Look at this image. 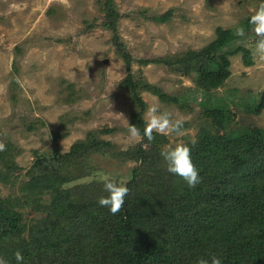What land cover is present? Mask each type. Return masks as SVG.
Returning a JSON list of instances; mask_svg holds the SVG:
<instances>
[{
    "label": "rangeland",
    "instance_id": "rangeland-1",
    "mask_svg": "<svg viewBox=\"0 0 264 264\" xmlns=\"http://www.w3.org/2000/svg\"><path fill=\"white\" fill-rule=\"evenodd\" d=\"M260 2L112 0L122 15L115 22L116 33L132 57L129 71L144 101L141 118L145 122L148 106L158 103L161 110L184 121L183 135L165 136L162 149L192 141L200 127L211 124L203 110L206 101L225 106L231 129L264 128V108L259 114L252 110L264 91V61L253 51L252 26L244 28ZM104 5L105 0H0V143L12 146L18 165L14 184L0 183L1 197L21 195L37 154L50 155L54 149L65 153L92 133L110 144V152L83 158L72 169L78 178L66 183L65 189L78 188L82 201H98L107 195L99 173L128 182L139 168L138 150L149 145L142 137L130 138L127 131L131 115L140 108L122 85L128 69L115 50L114 31L105 26ZM143 9L147 16L170 10L172 17L159 23L142 16ZM217 26L244 28L245 36L232 49H248V61L239 51L231 55L229 77L204 94L173 63L205 46ZM161 58L168 63L154 61ZM148 85L179 96L188 107L162 101ZM42 199L48 203L50 194ZM19 210L29 225L43 216L30 206Z\"/></svg>",
    "mask_w": 264,
    "mask_h": 264
},
{
    "label": "trees",
    "instance_id": "trees-1",
    "mask_svg": "<svg viewBox=\"0 0 264 264\" xmlns=\"http://www.w3.org/2000/svg\"><path fill=\"white\" fill-rule=\"evenodd\" d=\"M104 6L105 26L114 31L115 50L128 69L122 85L140 108L131 115L130 124L140 129L149 147L138 150L140 166L132 171L125 203L115 215L95 200L79 199L78 188L64 187L78 178L72 169L83 158L107 154L109 143L92 133L65 153L54 149L50 155L37 154L21 195L0 196V255L9 264H16L13 254L18 250L24 264H196L200 258L210 261L213 255L221 257L222 264H264V128L231 129L225 106L206 101L203 110L212 128L200 127L196 143H185L200 183L190 188L181 178L166 174L160 155L166 137L156 133L152 141L143 137L144 101L129 71L132 57L115 29L122 15L112 0H105ZM140 14L159 23L172 17L170 10L147 16L143 9ZM251 16L244 28L252 26ZM235 29L217 26L205 46L175 58L176 71L192 78L204 94L221 87L230 74L231 55L239 51L248 61V49H232L241 38ZM154 61L168 63L163 58ZM147 89L164 102L188 107L177 95H165L149 85ZM263 108L264 91L252 110L259 114ZM15 154L9 143L0 151L2 184L16 180ZM44 194H50L48 203L42 202ZM27 206L43 214L32 225L19 210Z\"/></svg>",
    "mask_w": 264,
    "mask_h": 264
},
{
    "label": "clouds",
    "instance_id": "clouds-1",
    "mask_svg": "<svg viewBox=\"0 0 264 264\" xmlns=\"http://www.w3.org/2000/svg\"><path fill=\"white\" fill-rule=\"evenodd\" d=\"M249 23L257 39L254 44V53L258 59L264 61V0H261L258 8L250 17ZM235 34L238 37L245 36L243 27L237 26ZM183 119L174 118L173 114L168 110H161L158 103L150 104L146 110L145 127L143 129V137L148 141L154 139L153 133L164 136H182L183 135ZM128 134L132 139L141 137V131L135 125L128 126ZM196 140H192L194 145ZM5 145L0 143V151L4 150ZM160 155L166 165V170L170 174L181 178L188 187H195L200 183L201 177L199 170L192 162L191 148L184 143H176L173 145H165ZM98 180L103 184V190L106 196H101L97 203L101 207L107 208L115 215L125 203V197L128 195L127 178H118L110 173H99ZM16 264H24V256L18 250L14 254ZM0 264H9L2 255H0ZM196 264H222V258L213 255L211 260L200 258Z\"/></svg>",
    "mask_w": 264,
    "mask_h": 264
}]
</instances>
